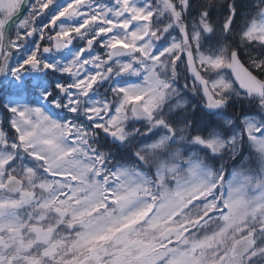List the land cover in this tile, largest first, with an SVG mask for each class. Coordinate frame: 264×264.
I'll list each match as a JSON object with an SVG mask.
<instances>
[{
	"label": "snow or ice",
	"instance_id": "snow-or-ice-1",
	"mask_svg": "<svg viewBox=\"0 0 264 264\" xmlns=\"http://www.w3.org/2000/svg\"><path fill=\"white\" fill-rule=\"evenodd\" d=\"M0 93V264H264V0H0Z\"/></svg>",
	"mask_w": 264,
	"mask_h": 264
},
{
	"label": "rangeland",
	"instance_id": "rangeland-1",
	"mask_svg": "<svg viewBox=\"0 0 264 264\" xmlns=\"http://www.w3.org/2000/svg\"><path fill=\"white\" fill-rule=\"evenodd\" d=\"M33 77L31 79V83L32 84H37L39 82L40 87L37 89L36 93L34 94V96H32L33 101H31L30 98L26 96H23L20 98V102L21 103H27V104H32V105H42L46 108H48L49 111H52V107L50 104L45 105V101L43 100V98L40 95V92L43 91L45 88H48V81L38 72L36 73H32ZM64 77H56V80L54 81V83L62 80ZM213 78H215V74H213ZM126 80H128L129 82H133L134 78H125ZM184 80H182L181 84H178V87L181 88L182 93L187 95L188 97H190L192 99V102L194 99H196L197 97H193L191 93H187L186 90L183 89V85H184ZM104 87L101 85V87L98 89V92L100 95H106L107 93L105 91H102V89L104 88H108V84L107 83H103ZM8 97L5 96V103L8 101ZM238 100H242L240 98H237L235 96H233L232 99L229 100V102L234 101L237 102ZM228 102V103H229ZM173 103H175V100L173 101ZM179 109L176 110V112ZM176 112L171 113V115H175ZM61 115H67L66 113H61ZM0 120H2V114L0 112ZM102 136H104L103 133H101ZM100 136L97 137V139H99ZM249 149L247 148H242L241 149V153L240 155H238L235 159L230 158V155L227 152H223L221 154H217L215 155V160L216 163L218 164L219 168H224V167H228L227 170V176H226V182L228 180H230L232 178V173L241 165V162L245 159L244 158V154L246 152H248ZM252 163H254V161H252ZM232 167V168H230ZM230 168V169H229Z\"/></svg>",
	"mask_w": 264,
	"mask_h": 264
},
{
	"label": "trees",
	"instance_id": "trees-1",
	"mask_svg": "<svg viewBox=\"0 0 264 264\" xmlns=\"http://www.w3.org/2000/svg\"><path fill=\"white\" fill-rule=\"evenodd\" d=\"M238 3L239 5L241 6V12L242 13H247L248 10H249V6L251 4L254 3V0H238ZM223 14V12L221 13V15ZM259 49L255 50L253 52L254 55H257L259 54ZM246 58V57H245ZM249 108H250V105H249ZM247 105H245L244 103H241L240 105H237V106H233L231 108V113H239V112H242V111H246L249 109Z\"/></svg>",
	"mask_w": 264,
	"mask_h": 264
}]
</instances>
